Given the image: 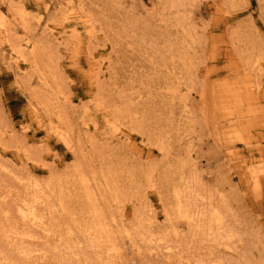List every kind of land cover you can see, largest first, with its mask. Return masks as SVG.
I'll return each mask as SVG.
<instances>
[{"label":"rangeland","instance_id":"rangeland-1","mask_svg":"<svg viewBox=\"0 0 264 264\" xmlns=\"http://www.w3.org/2000/svg\"><path fill=\"white\" fill-rule=\"evenodd\" d=\"M0 14V264H264V0H0ZM75 170L117 255L71 226L54 190L44 225L18 213L31 185ZM174 186L194 224L168 213Z\"/></svg>","mask_w":264,"mask_h":264},{"label":"bare ground","instance_id":"bare-ground-1","mask_svg":"<svg viewBox=\"0 0 264 264\" xmlns=\"http://www.w3.org/2000/svg\"><path fill=\"white\" fill-rule=\"evenodd\" d=\"M11 1H13V0H9V2H11ZM24 11H21V14H20L22 21H24L23 20V16L25 13ZM5 19L0 14V34L3 37H6L7 41H8V38H9L8 36H10V33H11V27ZM21 48L19 49V47H18V49L15 48V50L12 48L14 51V55H15V56H12L14 63H18L20 60L25 59V58H23L26 54L25 52H28L27 50L30 48L29 47V41H26L22 45ZM32 49H33V47L30 50H32ZM32 52L33 51H29V53H32ZM33 56H34V54H33ZM254 88H256V87H254ZM60 127H61V129L65 128V126H63V124H60ZM51 128L54 129L53 131H51V133L53 135H55L56 138H58L61 142H63L65 146L68 147L67 137L65 134L69 135V132L67 130H64V133H63L58 127H56V125H52ZM53 135H52V137H53ZM111 136H112L111 138L116 137V139L117 138L118 139H124V141L128 140V134H126L124 131L120 130L119 127H116V126H115V128L112 129V135ZM247 143L248 142L245 141V144H247ZM248 165L245 162V159L244 160L241 159V165L240 166H242V168L247 166V167H245L246 169L244 170L245 182H246V186L248 188H250V186H252L253 183L255 184L257 182V180H258L257 176L258 175L255 174V172L252 170H251L252 172L248 173L249 172ZM76 170H75V172H76ZM119 174L121 175V173H119ZM117 175L118 174H115L114 172H112L110 170L107 172L104 171L103 174H100L101 181L104 183L105 191H107V193H109L110 195L112 194L114 196L118 195L117 192L119 191V180L120 179L118 178L119 175L118 176ZM69 177L70 178H64V180L58 178V179L53 180L52 182L49 181L51 183H47L46 186L44 185L45 187L40 186V184H38V183H34L33 185H31L32 188H34V190H35L34 192H36V193H33V199L29 198L30 200H32L31 203L30 202L29 203L24 202V204L22 203V207L20 205L19 209H17L18 213L20 214V216L23 219L28 220L31 224H33L35 226L44 225V215L39 213L37 208H38V205H40L41 203L46 202L48 200L47 198L49 195L46 193V190H49L50 192H51V190H54V192L52 193L51 196L55 197V200L57 201V205H59L60 209L64 213H66L70 216V219H71L70 222H72L71 226L74 225L78 230H80L81 233L87 235L89 237V239H91L90 243L92 245L97 246L98 248L105 247V249L103 248L105 250V251L103 250V252H105L109 257H112L114 254L117 253V247L112 242V240L110 239V233H108V230H107L108 226L106 224L107 221H104L106 219L103 220V218H102V216H104V215H101L102 210L99 207L100 204H98L99 206H97V204L95 203V196H94L93 192L91 191V189L89 188V182L90 181H89L87 175L84 173H81V172H79V173L76 172L75 175H71ZM94 179H95V177H94ZM69 186H73L72 188H75V189H73L75 191H73L74 192L73 194L68 193L65 195L64 192H66V189ZM149 186L153 187V188L155 187L154 184L149 185ZM29 188L31 189V187H29ZM69 189H68V191H69ZM171 194H172L173 199H174V203H173L174 207L172 209L170 208L171 210L168 213L173 215L176 218L178 217V218L186 219L188 222L193 223L194 221H196L195 219H196V215H198V213L193 212V210L191 209L189 204L187 205V202H186V204L183 203L184 201L182 202V198H183L182 189L179 188L178 186H174L171 190ZM101 198L104 202L108 201L107 197H105L103 195V192L101 193ZM22 201H25V200H22ZM73 203L76 204V208L74 210L72 209V207L69 208V205L73 204ZM70 206H72V205H70ZM57 209H59V208H57ZM54 210L55 209H53V211ZM219 216H220L219 213H217V211L215 212V210L211 211L209 213L210 221L211 222L214 221V223L216 222L215 224H217V222H219V219L221 220V218H220L221 216L220 217ZM184 222H186V221H184ZM211 222H210V224H211ZM107 223L109 224V222H107ZM208 227H209V225H208ZM216 229H217V227H216ZM56 231H58V230H56ZM56 231H55V233H56ZM135 231H137V230H135ZM211 231H212V229H211ZM219 232H220V229H219L218 233Z\"/></svg>","mask_w":264,"mask_h":264}]
</instances>
